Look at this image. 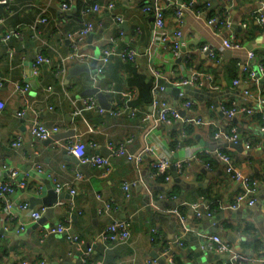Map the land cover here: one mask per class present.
I'll return each instance as SVG.
<instances>
[{
    "label": "crops",
    "instance_id": "obj_1",
    "mask_svg": "<svg viewBox=\"0 0 264 264\" xmlns=\"http://www.w3.org/2000/svg\"><path fill=\"white\" fill-rule=\"evenodd\" d=\"M155 1L167 7L166 0H98L100 11L83 16L82 0H73V9L68 14L61 9L63 0H5L0 5V19H5V23L0 24V79L3 80L0 102L4 104L0 112V179L11 180L4 166L18 171L14 182L25 180L28 187L18 191L13 200L25 202L30 208L21 211L15 206L8 222L0 211V230L5 225L8 230L7 235L0 237V264H82L83 252L89 246L94 247L91 259L94 264H147L153 259L151 254L154 252L160 257L171 253V261L167 264H235L230 255L218 253L212 247L209 240L212 235L220 236L240 254L253 258L255 264H264V203L256 201L254 206L241 209L253 211L248 219L233 218L230 210L224 209L235 203L243 187L231 179L226 163L215 153H227L237 171L250 174L259 181L257 197L262 193L264 104L259 105L258 101L264 99V77L250 78L249 73H243L242 65H246L249 72L264 66V26L259 23L260 15H264V0H209L214 14L224 18L225 12L229 11V18L237 27L234 30L222 28L219 35L208 27L206 15L198 17L186 12L180 24L175 8L168 7L165 31L172 35L178 28L183 30L182 49L186 53L182 50L179 57L174 56L169 45L162 44L154 30L152 14L143 10ZM110 3L115 4L114 10L108 9ZM6 4H10L12 12L7 10ZM117 15H122L128 24L123 37L115 21ZM41 17H46L48 22L38 23ZM86 22L94 25V31L83 47V51L92 57L88 64L93 61L98 64V58L110 47L121 51L131 47L140 53L136 64L113 57L106 73L98 79L101 92L110 105L109 109L104 108L107 111L122 108L127 99L122 93L132 91L128 80L134 72L149 78L150 68H158L162 70L166 84H169L167 80L177 83L194 71L199 72L204 81L202 88H196L180 99L178 88L173 86L158 97L180 109L183 118L189 120L186 135L183 133L184 122L164 125L145 121L147 113L157 112L158 108L153 105L146 110L136 107L134 117L126 111L116 116L108 112L103 115L96 110L73 117L75 107H83L81 99L90 96L89 92L95 86L91 76L95 73L91 70L89 74L70 80L68 70L75 64L70 63L67 74L60 77L53 69L61 57L71 52L69 34L78 31ZM244 24L248 27L243 28ZM30 25H37V30L31 29ZM17 28L21 31L19 38H12L7 44L2 41L8 30ZM233 35L239 39L243 50L220 49L221 42ZM206 44L217 49L218 58L213 59L199 50ZM8 48L14 50L12 58ZM149 48H153L152 55L147 54ZM39 51L51 63L41 66L39 76L33 77V65ZM250 52L254 54L252 59L248 58ZM191 53L192 59H184ZM24 72L31 80L27 96L16 91ZM237 79L240 81L238 86L234 85ZM210 86L218 87V90H212ZM49 87L50 92L47 91ZM187 100L195 103L191 110H183ZM235 104L251 108L254 113L231 119L219 109ZM21 110L26 111L23 119L17 117ZM35 117L48 127H58L56 135L70 130L76 135L46 144L30 133V122ZM196 119L202 122L197 123ZM233 128L242 138L241 150L225 147L222 139L214 138L215 134L229 133ZM17 138H21L22 146L14 149L11 144ZM76 138L85 144L89 157L111 159L113 170L109 175L104 176L102 169L81 165L79 161L74 163L67 158L65 146ZM127 140H132L127 145L130 154L137 155L146 147L152 148L154 154H145L138 166L125 157L115 156L108 144L118 145ZM202 150H209L211 154L204 155ZM197 154L204 163L211 164V169L192 161ZM162 158L171 164L170 181L152 177L153 159ZM174 160L179 164L190 160L179 174L191 188L183 190L173 182ZM37 162L42 165L43 174L37 171ZM77 174L83 178L79 180ZM57 183H70L76 189V195L64 190L60 193L62 199L56 203ZM125 183L133 184L130 199L125 196ZM105 202L115 209L110 215L99 212ZM173 203H177L178 214L173 212ZM50 205L54 206L51 215L47 216L45 212L40 222L33 223L30 212ZM187 205H199L203 216L198 218L196 213L192 214ZM3 206L0 203V209ZM207 206L213 209L211 218L205 212ZM117 219L129 223L130 240L119 245L100 241L101 234ZM63 223L67 224L71 234L80 237L78 244H72L60 235L45 237L49 229ZM153 230L157 231L156 237ZM229 236L231 240H228ZM171 237L180 239L183 246L178 244L172 249Z\"/></svg>",
    "mask_w": 264,
    "mask_h": 264
},
{
    "label": "built area",
    "instance_id": "obj_2",
    "mask_svg": "<svg viewBox=\"0 0 264 264\" xmlns=\"http://www.w3.org/2000/svg\"><path fill=\"white\" fill-rule=\"evenodd\" d=\"M5 0H0V5L4 4ZM167 7L165 5H161L160 1H155L153 5H146L143 10L146 13H150L153 16L154 20V30L158 32L160 36V40L163 45H169L170 49L172 50L175 57H179L181 54V51L183 50V30L181 28H178L172 35L167 33L165 31L166 26V17L165 12L168 7L175 8V13L178 22L181 24L182 20L184 18V15L186 12L194 13L198 17H201L202 15L207 16V25L208 27L212 28L214 30L215 35H219V32L222 28H231L232 27V21L229 18V11H226L223 16H219L214 14L213 12V4L211 1L207 0H166ZM8 4V3H7ZM6 4V5H7ZM201 4L205 5V9L203 11H199L196 9V7ZM61 9L64 13L68 14L73 9V0H63ZM101 9V5L98 2V0H84L83 1V7L81 9V14L83 16H87L91 13H98ZM108 9L114 10L115 4L110 3L108 5ZM7 10L9 12H12L10 4L7 5ZM198 11V12H197ZM212 12V15L210 16V13ZM115 21L118 25V28L120 30V36H124V31L121 28V25L125 22V19L122 15H117L115 17ZM48 22V19L46 17H41L39 19L40 24H46ZM5 19H0V24H4ZM259 23L264 26V15H260L259 17ZM248 26L246 24L243 25V28H247ZM30 28L33 30H37V25H30ZM94 31V25L91 22H86L84 25L76 32L69 34V39L71 41V52L69 55L65 57H61L59 60V64L57 67L53 69V72L57 76H63L67 74L68 66L70 63L72 64H83L88 63L92 57L88 53L83 51V47L85 45L87 37L93 33ZM20 28L8 30L3 37L2 41L6 44L9 43V41L12 38H19L20 34ZM138 33L141 34L142 31L138 29ZM243 45L239 41V39L233 35L231 39H226L221 42L220 49L223 50H230L234 52H239L243 50ZM199 50L202 53L209 52V56L213 59L218 58V52L217 49L214 46H210L209 44H206L199 48ZM13 48H8L9 56L13 57ZM148 55L153 54V48H149ZM140 56V53L137 49L128 47L124 50H118L116 47H110L108 49H105L102 53V55L98 58V64L96 68V73L91 76V80H93L94 85H97L98 79L103 76L107 68L111 62V59L113 57H119L124 61L131 62L133 64L137 63V58ZM254 57V54L250 52L248 54V58L252 59ZM187 59H192V53L187 55ZM51 63V60L48 59L43 55L42 52H38L36 56V61L33 65V77H38L40 73V68L43 65H49ZM242 71L243 73H249L250 78L255 79L257 76V73L260 74V79L264 77V66H261L257 71L249 72V69L246 65H242ZM151 77L155 80V86H154V96L155 100L152 103L154 108H158L157 112L154 113H147L145 115V121H155L160 124L169 125V124H175L179 123L180 121L185 123L183 125V133L186 135V130L188 127L189 120L184 119L183 115L181 113L180 109L173 108L171 105H169L166 101H160L158 100L159 94L166 91L165 86H160L158 84L159 81L165 82L163 78V72L162 70L158 68L151 67L150 68ZM208 80H211L210 76H206ZM169 84H172L173 86H176L178 88V97L180 99H183L185 96V92L181 91L182 87L190 86L193 88H202L204 86V81L200 79V74L198 71H194L191 76L185 77L182 79V81L174 83L172 81L167 80ZM31 80L27 72H24L22 74V79L20 82L16 85V91L21 93L24 96H27V94L30 92L31 89ZM3 84V80L0 79V86ZM234 85L238 86L240 85V81L234 80ZM212 90H218V87L210 86ZM47 91H51V87ZM101 91V88H100ZM248 94V92H245ZM122 95L124 97H127L125 103L123 104L122 108L120 109H114L107 111L104 109L98 101L97 96H88L85 98H82L81 101L83 103V107H75L73 111V117L78 118L83 116L84 111H98L100 114H106L107 112L111 115H120L123 111L128 112L132 117H134L137 113V108L133 107L130 104V101L133 97H135L136 93L134 91H131L129 93L123 92ZM259 105L264 104V99H260ZM26 103H29L28 100H26ZM194 102L191 100H187L183 103V110H191L194 106ZM221 111L226 114L231 119L238 116V115H251L254 113V110L251 108H248L246 106H239V105H233L232 107H220ZM4 109V104L0 102V112ZM155 115H157V118L155 119ZM26 116V111L21 110L17 117L19 119H23ZM262 120H263V127L262 131L264 132V111L262 113ZM197 123H201V119H196ZM30 133L31 135L41 141H46L50 138H52L54 135L59 133L58 127H48L43 122L40 121L38 117H35L30 122ZM214 138L216 140L222 139L225 144H238L240 143V137L239 132L237 129L233 128L229 133H217L215 134ZM132 140H127L126 142H122L118 145H114L113 143H109V148L113 151V154L118 157H125L129 162H134L137 166L142 164L143 158L145 154H154V151L150 147H146L144 151L141 153L134 155L130 154L127 151V145L131 143ZM11 146L14 149H19L22 146V140L21 138L15 139ZM96 146V145H95ZM248 146V145H247ZM249 147V146H248ZM65 151L67 154L72 155L77 158L79 161V164L81 165H90L97 169L104 170L103 175L107 176L109 175L112 170V162L109 157H102V156H96L94 158H91L87 155L86 152V146L80 141V138H76L74 141H70L65 146ZM216 155L221 158L227 165L226 171L227 174L231 177V179L241 185L243 187V192L237 197L235 203L232 205L225 206V210L230 211H237L241 210L245 207H251L256 204L257 201V195L259 193V181L255 179L250 174H242L241 172L237 171L234 166L232 165V158L224 152L215 151ZM202 154L204 155H210L211 152L209 150H202ZM36 156L39 157V154L36 153ZM191 160V159H190ZM190 160H187L183 164L177 165V169L179 173L185 168V166L190 164ZM196 161L197 163L205 165L207 169H211L210 163H204V161L201 159L199 154L194 155L192 157V161ZM170 162L166 158L162 159H153L151 163L152 168V177L153 178H160L164 177L166 181L171 180V174H170ZM4 169L6 172H8V175L10 177V181H5L0 179V203H2L4 206L0 209L1 214L3 218L5 219V222L9 221V214L12 213L15 206H18V208L21 211H28L29 204L25 202L16 203L13 200V197L18 191L24 190L28 187V183L25 180L18 181L17 183L14 182V180L18 176V171L8 168L7 166H4ZM36 169L39 172V174H43L44 170L42 165L37 162L36 163ZM77 178L81 180L83 177L81 174H77ZM133 184L131 183H125L123 185V189L125 191V196L127 199L131 198V189ZM64 190H68L72 196L76 195V189L70 184H60L57 183L55 186V191L57 194H60ZM264 203V201H263ZM193 207V206H192ZM194 213H196V216L198 218H201L203 216L202 212L199 209V205H195L193 207ZM115 210L110 203L105 202L103 207L99 210L100 213H107L110 215ZM47 209L44 207L40 211H31V218L33 220V223H38L44 216ZM173 212L175 214H178V210L174 209ZM205 212L208 217H213V210L210 208V206H207L205 208ZM204 212V213H205ZM183 220L185 218L182 217ZM5 232H8L6 229V225L3 227ZM24 229V227H23ZM153 235L157 236V231H152ZM48 235H60L64 236L65 239L72 243V244H78L80 241V237L78 235H73L69 232V229L67 228V224L63 223L60 225H57L56 227H53L49 229L45 237ZM131 233H130V227L129 223L127 221L122 220H114L111 225L108 226V228L105 230L103 234L99 237L100 241H102L105 244H125L130 240ZM153 237V240L156 239ZM210 242L212 243V247L215 248V250L218 253L228 254L232 257L235 264H255L256 261L245 255L240 254L238 251L235 250V248L229 243L224 241L220 236L218 235H212L209 237ZM177 245L179 244L181 247L183 246L182 241L179 239L175 240ZM94 247L89 246L84 252L82 256V264H94V262L91 260L93 256ZM171 259V257H170ZM169 259V261H171ZM27 264V263H23ZM147 264H158L157 259H150L148 260Z\"/></svg>",
    "mask_w": 264,
    "mask_h": 264
},
{
    "label": "water",
    "instance_id": "obj_3",
    "mask_svg": "<svg viewBox=\"0 0 264 264\" xmlns=\"http://www.w3.org/2000/svg\"><path fill=\"white\" fill-rule=\"evenodd\" d=\"M215 1V0H214ZM121 28L123 30L127 29L128 28V24L127 22H124L122 25H121ZM237 27L234 25V23L232 24V29H236ZM185 52V50H183ZM186 53V52H185ZM206 55H209V52L205 53ZM184 59H187L184 58ZM96 68H97V61H93V63L91 64H88V63H83V64H75L73 65L72 67L69 68L68 72H69V76H68V79H72V78H75V77H81L82 75L84 74H89L91 73V70L96 73ZM257 76L260 78V74L257 73ZM264 82V80H263ZM158 84L160 86H165L166 89L170 90L171 88H173V85L172 84H166L165 82H162V81H159ZM181 91L185 92L186 94L190 93V92H194L196 91L195 88L193 87H190V86H186V87H182L181 88ZM89 95L90 96H97L98 98V101H99V104L103 107V108H110V105L108 104L107 102V97L100 91V84L97 83V85H95L93 87V89L89 92ZM221 109V108H219ZM157 118V115H155V119ZM154 123V121H153ZM76 134H75V131L74 130H70V131H67L65 133H60L56 136H53L52 138L48 139L45 141L46 144H50L53 140H63V139H69V138H72L74 137ZM242 138L240 137V140ZM225 147H231V148H235V149H238V150H241L242 149V145L240 143L238 144H224ZM66 153V152H65ZM67 155V153H66ZM67 158L70 160V161H73L74 163H77L78 160L76 157L72 156V155H67ZM174 165L172 166L171 170L173 171V182L174 183H177L180 185V187L183 189V190H187L189 188H191V185L190 184H187L185 181H184V178L179 174V171L177 169V164H178V160H174ZM51 188V187H50ZM59 199H62V194H57V199H56V203L59 202ZM257 201H259L260 203H262L264 201V188L262 189V193L257 197ZM177 203H173L172 204V207L174 209H177L176 208V205ZM192 211L191 213L193 214L195 211L193 209L192 206L190 205H187ZM54 207L53 205H50L49 207L47 206V216L51 215V213L54 211V209L52 208ZM159 207L161 209H165L164 206L162 205H159ZM173 209V210H174ZM232 213V217L233 218H238V219H248V218H251V214L253 213V211L251 209H248V210H245V211H242V210H237V211H230ZM41 221V220H40ZM39 221V222H40ZM217 230V229H216ZM8 232H5L4 229L0 230V237L1 236H5L7 235ZM228 240H231V236L228 237ZM171 248L172 249H175L177 248V243L175 241V239L173 237H171V244H170ZM171 253H169L167 256H164V257H160L158 255V253L154 252L151 254L152 258L154 259H157L158 260V263L159 264H167L168 260L170 259L171 257Z\"/></svg>",
    "mask_w": 264,
    "mask_h": 264
},
{
    "label": "trees",
    "instance_id": "obj_4",
    "mask_svg": "<svg viewBox=\"0 0 264 264\" xmlns=\"http://www.w3.org/2000/svg\"><path fill=\"white\" fill-rule=\"evenodd\" d=\"M83 1L81 3V8L83 7ZM205 5L199 4L196 7L197 10L203 11ZM212 12L210 13V16ZM128 86L136 93L135 98L130 101L133 107H138L141 109H148L155 100L154 96V86L155 80L152 77H147L138 72H134L132 77L128 80ZM213 210V209H212Z\"/></svg>",
    "mask_w": 264,
    "mask_h": 264
}]
</instances>
